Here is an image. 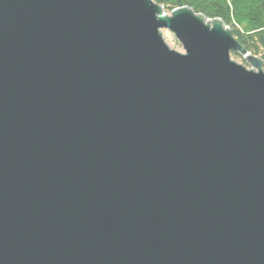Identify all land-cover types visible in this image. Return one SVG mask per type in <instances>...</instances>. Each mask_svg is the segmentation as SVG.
Wrapping results in <instances>:
<instances>
[{
  "label": "water",
  "instance_id": "water-1",
  "mask_svg": "<svg viewBox=\"0 0 264 264\" xmlns=\"http://www.w3.org/2000/svg\"><path fill=\"white\" fill-rule=\"evenodd\" d=\"M0 264H264V62L188 7L0 0Z\"/></svg>",
  "mask_w": 264,
  "mask_h": 264
},
{
  "label": "trees",
  "instance_id": "trees-1",
  "mask_svg": "<svg viewBox=\"0 0 264 264\" xmlns=\"http://www.w3.org/2000/svg\"><path fill=\"white\" fill-rule=\"evenodd\" d=\"M166 14L188 7L209 20L220 19L248 54L264 62V0H153ZM236 59L240 56L232 55Z\"/></svg>",
  "mask_w": 264,
  "mask_h": 264
},
{
  "label": "rangeland",
  "instance_id": "rangeland-1",
  "mask_svg": "<svg viewBox=\"0 0 264 264\" xmlns=\"http://www.w3.org/2000/svg\"><path fill=\"white\" fill-rule=\"evenodd\" d=\"M163 37L165 43L168 45V47L171 50H174L180 54H185V51L183 50L182 45L178 42V40L175 38V36L169 32H163ZM232 60L235 61L236 63L246 66L243 58L240 57V59H236L232 56Z\"/></svg>",
  "mask_w": 264,
  "mask_h": 264
}]
</instances>
